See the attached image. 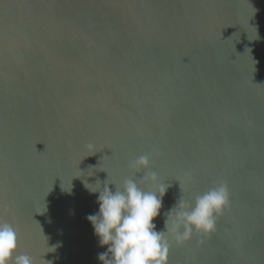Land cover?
<instances>
[{
  "label": "water",
  "instance_id": "95a60500",
  "mask_svg": "<svg viewBox=\"0 0 264 264\" xmlns=\"http://www.w3.org/2000/svg\"><path fill=\"white\" fill-rule=\"evenodd\" d=\"M145 154L169 185L158 231L181 198L230 190L217 230L172 242L168 264H264V0H0V220L17 254L102 264L86 183L139 180Z\"/></svg>",
  "mask_w": 264,
  "mask_h": 264
},
{
  "label": "clouds",
  "instance_id": "9594fccd",
  "mask_svg": "<svg viewBox=\"0 0 264 264\" xmlns=\"http://www.w3.org/2000/svg\"><path fill=\"white\" fill-rule=\"evenodd\" d=\"M150 165L148 154L132 160L129 167L136 172L144 170L143 175L139 180L126 179L122 187L113 183L115 190L108 180L99 190L86 183L90 192L99 191V211L87 219L100 246H106V251L98 254L102 264H168L172 242L183 245L194 232L210 236L217 230V218L230 207L229 187L226 182H220L197 195L194 204L181 198L165 213V229L158 231L154 220L161 214L169 185L160 181L155 171L148 170ZM145 182L151 183V190L141 187ZM18 247L16 228L0 220V264H35L30 255L17 254Z\"/></svg>",
  "mask_w": 264,
  "mask_h": 264
}]
</instances>
